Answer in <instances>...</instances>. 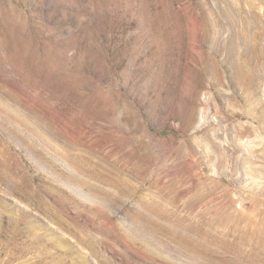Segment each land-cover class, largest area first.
<instances>
[{"label":"rangeland","instance_id":"374dc122","mask_svg":"<svg viewBox=\"0 0 264 264\" xmlns=\"http://www.w3.org/2000/svg\"><path fill=\"white\" fill-rule=\"evenodd\" d=\"M0 264H264V0H0Z\"/></svg>","mask_w":264,"mask_h":264}]
</instances>
